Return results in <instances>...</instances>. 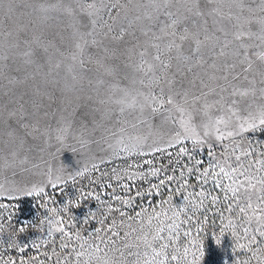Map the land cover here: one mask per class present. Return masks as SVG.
<instances>
[{
  "label": "snow or ice",
  "instance_id": "6c2138e0",
  "mask_svg": "<svg viewBox=\"0 0 264 264\" xmlns=\"http://www.w3.org/2000/svg\"><path fill=\"white\" fill-rule=\"evenodd\" d=\"M0 13L14 23L0 18V200L45 210L14 222L0 203V264H202L226 234L251 254L234 264H264V151L244 143L264 129V0H0ZM65 151L74 168L15 171Z\"/></svg>",
  "mask_w": 264,
  "mask_h": 264
},
{
  "label": "rangeland",
  "instance_id": "374dc122",
  "mask_svg": "<svg viewBox=\"0 0 264 264\" xmlns=\"http://www.w3.org/2000/svg\"><path fill=\"white\" fill-rule=\"evenodd\" d=\"M0 18H3L5 21V29L6 30L11 29L14 26L13 21L10 19H7V17L3 13H0ZM225 23L227 24V21H225ZM228 27L231 30V26L228 25ZM256 27L257 26L254 24L253 30H255ZM253 102H254L253 98L248 97L243 103H253ZM244 143L250 144L253 148H255L257 151V158H259L261 151H264V129H260V130H257L255 132L247 133L246 134V140L244 141ZM51 151L54 152L55 148H53ZM203 155H204L205 159H207L206 153H204ZM76 159H78V157L74 156L71 152L65 151V152L61 153L59 159H55V160L51 156H49L47 153H44L43 154V160H41L39 155L34 152L30 155V161L31 162L26 166L29 170L26 172H23L19 167H16L15 171L17 172L18 177L22 176L26 180L39 181L41 179H44L43 173L46 171L49 164H51L54 168L58 167L60 163L74 168L75 167L74 161ZM45 161L47 163H45ZM120 163H121L120 160H116L113 163L106 165L105 167L110 170V168L113 165H119ZM34 164H38V165H40V167L35 168V167H33ZM12 171H13V169H7L4 172V176L11 178L12 177ZM0 179H3V177H0ZM48 191L53 193V195L55 196L57 205L63 200V196H61V194L59 193L58 190L54 191L53 189L49 188ZM217 191H219V190H217ZM66 194L69 196L74 195V189H72V187L69 186L66 189ZM220 195H221V199H222L223 194L221 193ZM165 198H167V197H165ZM175 199L177 202L180 201V197H176ZM253 199H255V197H253ZM37 200H38V198H36V197H24L17 202L16 201H9V200L5 199V200H0V203H4L6 205H9V207L4 210L5 216H7V214L9 212H12L14 207L17 208V212L14 215V222H16V221L21 222V221H24L27 219V220L36 221V223L38 224L39 221H38L37 217L41 213H44L45 210L43 208L39 207ZM149 203H153V206H155L156 204L159 203V197H157L154 202L152 201L151 197H149L143 201H138L137 207L135 208V210L129 209V211H132L133 214H135V211L140 210V207H139L140 204H142L145 208H148ZM221 207L223 208V203L221 204ZM94 209H95V204L84 202L83 207H81L79 209H73V216L76 218L77 221H79L84 217L86 212L92 211ZM224 215L227 217V216H229V213L227 211H225ZM232 215L235 216L236 213H233ZM65 219H67V217H65ZM211 219L215 220V224H216L217 230H218V228L221 224L219 217L218 216L217 217H211V215H210V222H211ZM225 223H227L226 220H225ZM98 226L99 225L96 223H91L86 227L81 224V225H79V228L77 230L83 229V234L86 236L87 232L89 230L94 231V229ZM57 236H58V234H57ZM37 237H38V233L30 230L29 233H27L26 235H22L20 237V242L22 244H26V243H29L30 241L36 239ZM3 238L6 239V235ZM181 243H183V241ZM58 245H59V239L57 238L56 244L46 246L45 250H47L49 253H51V249L53 247H56L57 251H59ZM76 247L78 248V243L76 244ZM204 247H205V257L202 261V264H234V261L236 258L243 261L245 258H250V255H251L250 253L242 252L239 248H237V251L234 255L232 252L233 241L231 239V236L227 235V234L221 239V244L219 246H217L214 243L213 239L209 236L205 240ZM4 251H5L4 249H0V252H4ZM69 251H70V249H69ZM34 252H35V250H30L29 252L25 253V256H30ZM66 254L67 253H65L64 255H66ZM6 255H12L13 257H16L18 254L11 252V251H7ZM40 258L45 259V257L42 254L40 255ZM189 259H191V256H189ZM50 264H56V257L55 256H52ZM251 264H257V261L255 259H252Z\"/></svg>",
  "mask_w": 264,
  "mask_h": 264
}]
</instances>
